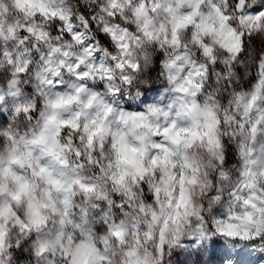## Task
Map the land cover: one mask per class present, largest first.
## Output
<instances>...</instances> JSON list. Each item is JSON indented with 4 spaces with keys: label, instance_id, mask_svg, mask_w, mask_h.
I'll list each match as a JSON object with an SVG mask.
<instances>
[{
    "label": "clouds",
    "instance_id": "clouds-1",
    "mask_svg": "<svg viewBox=\"0 0 264 264\" xmlns=\"http://www.w3.org/2000/svg\"><path fill=\"white\" fill-rule=\"evenodd\" d=\"M0 264H264V0H0Z\"/></svg>",
    "mask_w": 264,
    "mask_h": 264
}]
</instances>
